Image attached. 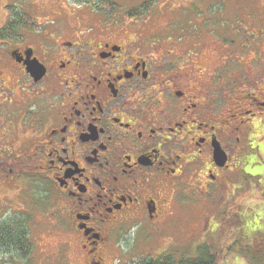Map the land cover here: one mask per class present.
Returning a JSON list of instances; mask_svg holds the SVG:
<instances>
[{"label": "flooded vegetation", "instance_id": "obj_1", "mask_svg": "<svg viewBox=\"0 0 264 264\" xmlns=\"http://www.w3.org/2000/svg\"><path fill=\"white\" fill-rule=\"evenodd\" d=\"M93 1L0 0V186L15 182L86 264H105L121 232L156 235L240 163L264 167V11L247 1L190 49L146 46L140 25ZM208 46L214 67L201 66Z\"/></svg>", "mask_w": 264, "mask_h": 264}, {"label": "rangeland", "instance_id": "obj_2", "mask_svg": "<svg viewBox=\"0 0 264 264\" xmlns=\"http://www.w3.org/2000/svg\"><path fill=\"white\" fill-rule=\"evenodd\" d=\"M104 1L109 2L95 0L89 3L88 9L97 10L98 4ZM110 1L117 4L116 10L121 13L117 17L120 23L131 26L136 22L140 25L138 35L143 34L146 38V46H161L164 43V46H190L192 49L193 34L220 33L222 26L218 21L221 19L222 22L229 20V23L237 24L234 16H242L237 11L245 12L244 5L249 0ZM254 1L264 11V0ZM145 3L149 9L140 11L141 17L127 15V12L140 9ZM223 16L227 18L223 19ZM215 47L208 46L201 66H215ZM254 58L253 52L248 53L244 66L250 68L252 63H256ZM240 165L241 170L230 173L226 188L214 191L210 200L206 201L207 206L204 207L200 201L190 206L181 205L167 219L168 223L160 233L149 236L139 228L121 232L116 238L119 244L115 245L105 264L137 263L155 258L162 252L172 253L176 258L195 257L205 245L211 248V252L220 248L218 264H264V167L260 163L252 167L246 163ZM251 175L260 177L253 178ZM16 186L15 182L0 186V216H3V223L4 219L11 217L21 222L24 220L30 250L25 256L24 253H8L0 249V264H86L78 243L67 244L71 241L65 235L67 233H60L57 228L49 230L46 220L42 219V209L30 204L29 195L21 193V188ZM40 186L36 183L35 191L40 192ZM37 192L36 196L41 201L42 196ZM228 217L233 220L229 221L231 229L223 225V220ZM229 246L233 250L228 249L225 254L224 250ZM118 253L121 257H117Z\"/></svg>", "mask_w": 264, "mask_h": 264}, {"label": "trees", "instance_id": "obj_3", "mask_svg": "<svg viewBox=\"0 0 264 264\" xmlns=\"http://www.w3.org/2000/svg\"><path fill=\"white\" fill-rule=\"evenodd\" d=\"M104 5H108V9L113 11L116 10L117 4L115 2L111 1H104L102 4H98L97 8L98 10H105ZM148 5L145 3L144 6H142L140 9L133 10V14L139 15V11H147ZM139 10V11H138ZM138 11V12H137ZM137 12V13H135ZM9 221L4 222L0 225V249L9 251L8 253H18L22 254L24 253L25 256L30 250L29 244L26 242V231L25 226L21 221H16L15 218L8 219ZM233 221L232 218L223 220V225L229 227L231 229L230 222ZM232 224V223H231ZM224 227V226H223ZM229 229V230H230ZM227 230V231H229ZM202 248L199 250L198 255L195 257H181L176 258L173 254H162L158 255L155 258H149L146 260H143L141 262L132 263V264H218L219 259H221V256L219 254V249L217 248L214 252H211L208 246H201ZM227 248L225 251V254H227V250L229 251L233 250V248ZM224 249V248H223ZM221 249V250H223Z\"/></svg>", "mask_w": 264, "mask_h": 264}, {"label": "water", "instance_id": "obj_4", "mask_svg": "<svg viewBox=\"0 0 264 264\" xmlns=\"http://www.w3.org/2000/svg\"><path fill=\"white\" fill-rule=\"evenodd\" d=\"M216 159L219 163H221L222 165L226 162V158L223 155V153H221V151L216 153Z\"/></svg>", "mask_w": 264, "mask_h": 264}, {"label": "snow or ice", "instance_id": "obj_5", "mask_svg": "<svg viewBox=\"0 0 264 264\" xmlns=\"http://www.w3.org/2000/svg\"><path fill=\"white\" fill-rule=\"evenodd\" d=\"M262 147H264V146H262Z\"/></svg>", "mask_w": 264, "mask_h": 264}]
</instances>
